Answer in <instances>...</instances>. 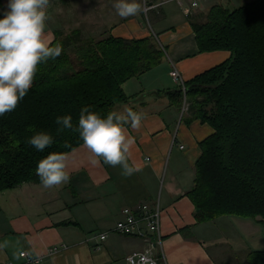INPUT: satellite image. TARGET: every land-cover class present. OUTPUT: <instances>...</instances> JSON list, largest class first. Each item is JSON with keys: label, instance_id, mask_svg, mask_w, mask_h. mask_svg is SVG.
Returning a JSON list of instances; mask_svg holds the SVG:
<instances>
[{"label": "crops", "instance_id": "1", "mask_svg": "<svg viewBox=\"0 0 264 264\" xmlns=\"http://www.w3.org/2000/svg\"><path fill=\"white\" fill-rule=\"evenodd\" d=\"M254 1L208 0L186 17L188 0H146L153 8L145 17L140 14L116 23L108 19L112 24L105 25L106 30L110 28L113 37L139 40L154 36L166 54L158 67L124 85L126 94L134 97L133 101L137 99L136 105L128 107L147 114L139 130L128 126L136 141L130 163L141 171L125 178L119 166L102 161L94 166L83 145L67 155L71 174L67 184L46 189L42 184L27 183L0 194V242H8V247L0 251V264H25L24 259L16 258L22 251L42 255L40 264H128L127 257L147 250L159 264H248L250 254L264 253V225L259 220L251 219L252 226L244 224V231L255 234L251 245L243 243L246 249L237 250L242 255L236 257L231 254L232 246L240 242L244 232L240 230L241 238L238 235L230 240L237 231H230L227 239L215 227L218 220L228 217L198 223L188 193L195 184L200 145L214 131L200 121H188L189 107L179 109L168 100L169 92L179 91L170 76L174 69L188 83L231 58L228 51L199 52L190 24L192 17L205 16L215 6L236 10ZM170 3L178 5L183 13L180 18ZM6 4L7 0H0V15ZM46 31L54 41L58 30L50 19ZM144 204L158 205L163 212L160 243L156 237L151 238V244L145 238L113 233L123 219V210ZM106 232L109 238L100 242L98 236Z\"/></svg>", "mask_w": 264, "mask_h": 264}, {"label": "trees", "instance_id": "2", "mask_svg": "<svg viewBox=\"0 0 264 264\" xmlns=\"http://www.w3.org/2000/svg\"><path fill=\"white\" fill-rule=\"evenodd\" d=\"M206 16L204 23L190 21L199 52L228 51L231 58L185 83V94L181 87L168 94L179 109L188 104V121L214 131L200 145L188 197L200 224L227 216L264 224V0L233 11L215 6ZM56 43L62 45L61 56L41 64L17 108L0 116V194L41 184L35 172L39 160L83 146L77 133H57V116L70 114L75 126L84 106L106 117L136 105L124 85L158 67L166 55L153 37L126 40L111 31L98 41L83 40L79 31L55 32ZM38 131L54 138L43 152L27 143ZM248 264H264V253L250 254Z\"/></svg>", "mask_w": 264, "mask_h": 264}, {"label": "clouds", "instance_id": "3", "mask_svg": "<svg viewBox=\"0 0 264 264\" xmlns=\"http://www.w3.org/2000/svg\"><path fill=\"white\" fill-rule=\"evenodd\" d=\"M113 8L121 18L127 19L146 12V0H114ZM50 0H7L0 18V116L14 111L20 101L32 88L41 64L56 60L63 48L53 44L52 34L47 29ZM145 112L125 106L121 111H110L106 117L90 110L80 109L78 124L73 125L69 115L57 116V133L69 130L79 135L83 145L89 150L90 163L100 165L101 161L111 167L119 166L125 178L141 171L135 163H130L132 148L136 143L128 127L139 130ZM27 143L43 152L54 143L53 136L46 131L35 132ZM40 183L46 189L70 182L67 170V154L50 152L38 161L35 169ZM8 247V242H0V251ZM53 256L52 253L48 254ZM26 257L33 264H40L42 255L36 252H20L16 257ZM54 261V256H53ZM138 264H155L147 252L139 255Z\"/></svg>", "mask_w": 264, "mask_h": 264}, {"label": "rangeland", "instance_id": "4", "mask_svg": "<svg viewBox=\"0 0 264 264\" xmlns=\"http://www.w3.org/2000/svg\"><path fill=\"white\" fill-rule=\"evenodd\" d=\"M113 3L114 0H50L49 16L54 28H56L58 32H61L64 35H70L74 31H79L83 40L93 39L98 41L107 37L108 32L112 31L110 28L106 30L107 28L105 25L112 24V21H108V19L113 20L115 23L116 21L124 19L116 14V11L112 6ZM170 4L174 8V12L177 17L180 18L183 13L178 5L174 3ZM146 12L142 13L144 17L147 15ZM206 17L207 16H204V14L198 15L195 16V18L192 17L191 21L194 23H204L206 21ZM155 31H158V29H155ZM156 38L153 36V39L156 40L160 49L164 50L163 46L157 40L158 38ZM75 50L76 47L73 46L68 48V52L73 56ZM136 82L138 81H133V83ZM138 84L139 86L141 85L139 82ZM227 217L229 220H218L215 227L222 232V237L227 239L231 233L230 231H237V236L229 238L230 240H234L238 237V235L239 238H241L239 231L241 230L244 232L240 242H235L232 246L233 252L231 254L236 257L238 255H242L237 254V250H241L243 252L246 249L245 246L251 245V238L255 233L252 230L244 231L243 228L245 223L249 222L252 226L254 221L235 216ZM238 219H242L244 221H239ZM257 237L259 238V235H257ZM243 243H245V246Z\"/></svg>", "mask_w": 264, "mask_h": 264}, {"label": "built area", "instance_id": "5", "mask_svg": "<svg viewBox=\"0 0 264 264\" xmlns=\"http://www.w3.org/2000/svg\"><path fill=\"white\" fill-rule=\"evenodd\" d=\"M186 1V0H180ZM189 4L188 7L184 9V14L186 17H191L193 12L200 9L202 4L208 0H188ZM153 7H147V11L151 10ZM171 78L173 81L182 88L184 94L186 93V84L179 73L178 70L174 69L171 74ZM185 110L188 109L189 106L184 104ZM183 149V147H181ZM162 210L157 205L155 207L149 206L147 204L141 205L138 209H125L122 211L123 219L119 221L113 233L121 235V236H132V237H141L145 238L146 240H150L149 242L152 244L151 241L152 237H156L158 243H160V229H161V222H162ZM109 232L103 233L98 236L100 242H104L109 238ZM151 255V259L155 262V264H159L158 260L154 257L151 250L145 251ZM143 253H134L127 257L126 261L128 264H138L139 262V255ZM25 260V264H33L32 260H29L26 257H21ZM41 263V260H40ZM9 264V263H8Z\"/></svg>", "mask_w": 264, "mask_h": 264}, {"label": "bare ground", "instance_id": "6", "mask_svg": "<svg viewBox=\"0 0 264 264\" xmlns=\"http://www.w3.org/2000/svg\"><path fill=\"white\" fill-rule=\"evenodd\" d=\"M187 102V101H186ZM182 149V148H181Z\"/></svg>", "mask_w": 264, "mask_h": 264}]
</instances>
